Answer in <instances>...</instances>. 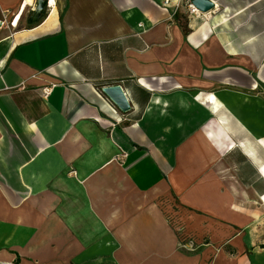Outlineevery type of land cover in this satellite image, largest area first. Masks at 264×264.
<instances>
[{"label": "crops", "instance_id": "1", "mask_svg": "<svg viewBox=\"0 0 264 264\" xmlns=\"http://www.w3.org/2000/svg\"><path fill=\"white\" fill-rule=\"evenodd\" d=\"M34 1L0 0V264H264V0Z\"/></svg>", "mask_w": 264, "mask_h": 264}, {"label": "water", "instance_id": "2", "mask_svg": "<svg viewBox=\"0 0 264 264\" xmlns=\"http://www.w3.org/2000/svg\"><path fill=\"white\" fill-rule=\"evenodd\" d=\"M192 3L202 12L215 9L216 4L212 0H192ZM49 4V0H37L36 9L33 11L36 19H41ZM103 93L111 99L122 111L130 109V103L126 92L120 84H109L103 87Z\"/></svg>", "mask_w": 264, "mask_h": 264}, {"label": "built area", "instance_id": "3", "mask_svg": "<svg viewBox=\"0 0 264 264\" xmlns=\"http://www.w3.org/2000/svg\"><path fill=\"white\" fill-rule=\"evenodd\" d=\"M50 2V0H49ZM35 6L37 4V0L34 1ZM162 6L166 9H172L175 13L180 9V7H186V11L189 15L196 17L199 20H208L211 17L210 10L208 12H202L199 8H197L192 0H162ZM49 5V4H48ZM20 12L16 16H11V13L6 12L3 17H0V33L8 28L9 26H16L17 18L19 17ZM51 88L45 87L43 92L47 95L50 92ZM193 243V242H192ZM182 247H186V244H183Z\"/></svg>", "mask_w": 264, "mask_h": 264}, {"label": "rangeland", "instance_id": "4", "mask_svg": "<svg viewBox=\"0 0 264 264\" xmlns=\"http://www.w3.org/2000/svg\"><path fill=\"white\" fill-rule=\"evenodd\" d=\"M143 195H144L143 191H141L139 188L134 189L133 196H134L135 204L138 202L140 204V206H142L143 200L141 199V197ZM170 195H174V194L170 193L167 195H165V194L160 195L158 197L159 199H158L157 203H158V205H160L159 207H161L163 209V212L167 216V219L170 221L172 227L177 228L176 230L180 231V228L177 226V223L175 221L176 220L175 219L176 214L174 213V210L176 208L175 201L170 199L171 198ZM119 206L124 207L125 205L119 204ZM183 244H186V247H182ZM201 246H202V244L197 243L195 240H193V238L187 237V238H181L179 240V248H181V250H183L187 253L196 254L199 252Z\"/></svg>", "mask_w": 264, "mask_h": 264}, {"label": "bare ground", "instance_id": "5", "mask_svg": "<svg viewBox=\"0 0 264 264\" xmlns=\"http://www.w3.org/2000/svg\"><path fill=\"white\" fill-rule=\"evenodd\" d=\"M54 1V0H53ZM36 9V8H35ZM20 14H21V12H20ZM19 17H20V15H19ZM19 17L17 18V20L19 19Z\"/></svg>", "mask_w": 264, "mask_h": 264}]
</instances>
